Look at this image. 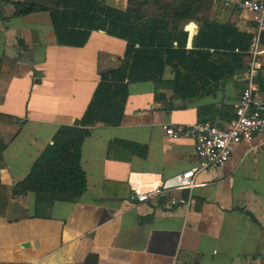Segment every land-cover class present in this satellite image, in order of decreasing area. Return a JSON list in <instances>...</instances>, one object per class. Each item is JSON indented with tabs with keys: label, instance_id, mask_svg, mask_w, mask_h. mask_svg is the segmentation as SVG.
Returning a JSON list of instances; mask_svg holds the SVG:
<instances>
[{
	"label": "crops",
	"instance_id": "0c3cea01",
	"mask_svg": "<svg viewBox=\"0 0 264 264\" xmlns=\"http://www.w3.org/2000/svg\"><path fill=\"white\" fill-rule=\"evenodd\" d=\"M15 1L23 0H0V264H264V133L198 172L191 189L133 197V186L145 191L196 163L193 137L171 138L163 125L224 124L246 87V53L243 68L204 96L173 99L170 65L160 82L129 83L120 124L96 122L82 142L83 192L12 195L58 127L83 115L100 75L123 65L126 49L103 30H92L83 46L60 45L48 11L14 16ZM141 11L162 13L152 3ZM198 16L164 20L167 30L187 33V50L202 18L254 29L252 13L236 0H213ZM260 49L255 81L264 97V42ZM173 197L188 203L171 204Z\"/></svg>",
	"mask_w": 264,
	"mask_h": 264
},
{
	"label": "trees",
	"instance_id": "16d2710c",
	"mask_svg": "<svg viewBox=\"0 0 264 264\" xmlns=\"http://www.w3.org/2000/svg\"><path fill=\"white\" fill-rule=\"evenodd\" d=\"M212 1L128 0L125 10L106 5L101 0L12 2L14 16L48 11L60 45L83 46L92 30H103L126 41L123 65L100 75L83 115L73 124L58 127L52 143L42 150L28 174L12 187V195L51 191L77 195L83 192L86 176L80 163L82 142L91 134V126L96 122L111 126L120 124L129 83L160 82L165 65H170L174 70L172 98L187 99L210 94L212 84L218 85L242 69V57L249 48L252 35L240 32L232 23L202 18L190 50L185 49L186 32L177 27L166 29L165 18L199 20L198 14ZM148 3L162 10L159 17L144 16L141 9ZM260 40L264 42V33ZM221 51L224 52L221 58L214 59V53ZM163 98V94L155 92V100Z\"/></svg>",
	"mask_w": 264,
	"mask_h": 264
},
{
	"label": "built area",
	"instance_id": "2783aa9c",
	"mask_svg": "<svg viewBox=\"0 0 264 264\" xmlns=\"http://www.w3.org/2000/svg\"><path fill=\"white\" fill-rule=\"evenodd\" d=\"M220 1L225 6L231 2ZM236 5L239 9L252 13L254 29L246 51L249 57L246 63V87L233 104V115L222 125L209 122H197L189 126L163 125L165 134L171 138H178L186 133L193 137L196 163L189 169L162 179L158 185L145 191H139L133 186V197L139 202L167 191L191 189L198 172L223 165L241 142L250 141L256 135L264 133V97L260 95L255 81L260 69L257 57L261 52L260 39L264 33V0H236ZM170 203L185 205L188 200L173 197Z\"/></svg>",
	"mask_w": 264,
	"mask_h": 264
},
{
	"label": "water",
	"instance_id": "95a60500",
	"mask_svg": "<svg viewBox=\"0 0 264 264\" xmlns=\"http://www.w3.org/2000/svg\"><path fill=\"white\" fill-rule=\"evenodd\" d=\"M27 244V243H26Z\"/></svg>",
	"mask_w": 264,
	"mask_h": 264
}]
</instances>
